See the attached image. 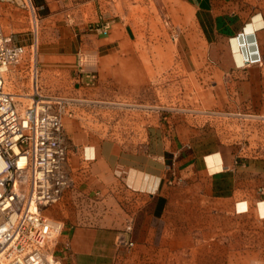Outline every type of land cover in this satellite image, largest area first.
I'll list each match as a JSON object with an SVG mask.
<instances>
[{"label": "crops", "instance_id": "obj_1", "mask_svg": "<svg viewBox=\"0 0 264 264\" xmlns=\"http://www.w3.org/2000/svg\"><path fill=\"white\" fill-rule=\"evenodd\" d=\"M0 23L72 112L59 264H264V0H0ZM169 70L198 110L148 104Z\"/></svg>", "mask_w": 264, "mask_h": 264}, {"label": "built area", "instance_id": "obj_2", "mask_svg": "<svg viewBox=\"0 0 264 264\" xmlns=\"http://www.w3.org/2000/svg\"><path fill=\"white\" fill-rule=\"evenodd\" d=\"M112 24L90 29L107 35ZM38 55L37 41L20 45L0 23V264H59L56 240L65 225L48 212L74 184L63 125L72 112L62 98L42 92ZM98 65L97 55L78 53L86 86L97 85ZM10 72L21 82L20 94L9 91Z\"/></svg>", "mask_w": 264, "mask_h": 264}, {"label": "rangeland", "instance_id": "obj_3", "mask_svg": "<svg viewBox=\"0 0 264 264\" xmlns=\"http://www.w3.org/2000/svg\"><path fill=\"white\" fill-rule=\"evenodd\" d=\"M41 52L42 49L41 47H39L38 58H39V63L41 65V69L43 70V66L40 60ZM176 75L177 74L172 70L166 71L164 73V77L162 81L158 84L159 89H161L160 97L158 96L155 97V95L152 94L147 97V100H148V104L158 103L165 108L179 110L180 113H182V115L185 116L189 110H194V109L198 110V106L202 105L200 100L201 98L197 96H195L194 98H187L183 91L185 85L181 80L177 79ZM8 76L10 79L9 91L15 94H20L22 92L21 91L22 85L20 80L12 72H10ZM202 85H203L202 82H196L197 87H201ZM208 116L209 117H207L206 120H209V123L215 125L219 124V120L215 118L213 114H209ZM228 122H230V124L233 125V120H230ZM54 209L50 210L48 214L51 215Z\"/></svg>", "mask_w": 264, "mask_h": 264}]
</instances>
